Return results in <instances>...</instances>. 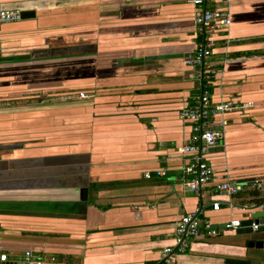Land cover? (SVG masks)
Segmentation results:
<instances>
[{"label": "crops", "instance_id": "crops-1", "mask_svg": "<svg viewBox=\"0 0 264 264\" xmlns=\"http://www.w3.org/2000/svg\"><path fill=\"white\" fill-rule=\"evenodd\" d=\"M213 6L231 24L198 69L185 63L203 40L191 0H0L35 13L0 26V264L26 251L42 264H264L257 235L225 228L251 218L241 206L264 211L250 186L264 183V0ZM205 87L239 107L215 119L208 154L215 183L245 185L232 198L183 188L178 112ZM198 209L222 229L180 252L176 223Z\"/></svg>", "mask_w": 264, "mask_h": 264}, {"label": "built area", "instance_id": "built-area-1", "mask_svg": "<svg viewBox=\"0 0 264 264\" xmlns=\"http://www.w3.org/2000/svg\"><path fill=\"white\" fill-rule=\"evenodd\" d=\"M215 3L216 0H191L194 8L198 9L194 23L203 40L198 48L185 60L186 65L190 67L198 69L205 67L211 57L212 49L215 47V35L227 31L230 27L231 17L229 11L227 8L214 7ZM20 20L19 11L0 10V26L16 23ZM210 74H213V72H208V75ZM205 89L206 87L192 98L190 104H184L178 112L180 120L190 127L189 138L180 149V153L188 158L187 163L181 168L183 188L187 192L200 195L202 189L212 186L214 196L232 198L244 191L245 185L232 179H224L215 183V169L208 163V154L210 150L218 146L220 139H222V134L215 128V119L223 118L226 114L238 110L239 107L232 101L213 102L210 92ZM79 98L85 99L86 96L85 94H79ZM155 174L157 177H164L166 172L160 170ZM144 176L146 179L151 178L150 173H146ZM250 186L262 191L264 195L263 182L254 180ZM228 206L232 208L231 203ZM211 207L213 211H218L220 204L215 200L212 201ZM259 207L261 206L250 204L239 207V210L242 214L249 217V215L256 212H253L254 209ZM199 212L198 209L195 213L185 215L176 223L174 239L180 252H184L187 247L186 242L189 240L198 239L203 235H216L211 224L200 218ZM240 223L239 220H235L230 221L226 225L229 229L236 230L240 227ZM251 228L255 231L257 226L252 225ZM175 257L176 253L173 248L169 247L163 250V259L166 263H173ZM6 260V255H0V262H6ZM23 263L42 264V261L36 259L30 251H26L23 254Z\"/></svg>", "mask_w": 264, "mask_h": 264}, {"label": "water", "instance_id": "water-1", "mask_svg": "<svg viewBox=\"0 0 264 264\" xmlns=\"http://www.w3.org/2000/svg\"><path fill=\"white\" fill-rule=\"evenodd\" d=\"M11 11V10H9ZM18 11V10H13ZM21 20H28L35 16V13L32 11H19ZM252 225L257 226L255 231L252 230ZM225 228H228L225 225ZM213 230L222 229V227L212 226ZM237 235H257L254 239H251L248 242V248H255L261 252V255H258L260 258L264 257V211H256L253 213L249 220L242 221L240 227L236 230ZM229 264H250L248 262L240 261H229ZM256 264V263H254Z\"/></svg>", "mask_w": 264, "mask_h": 264}]
</instances>
